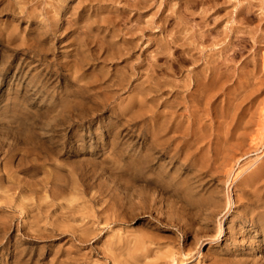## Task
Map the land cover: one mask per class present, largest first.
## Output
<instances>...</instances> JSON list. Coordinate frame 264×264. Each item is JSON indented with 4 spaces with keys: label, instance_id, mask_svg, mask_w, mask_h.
<instances>
[{
    "label": "rangeland",
    "instance_id": "rangeland-1",
    "mask_svg": "<svg viewBox=\"0 0 264 264\" xmlns=\"http://www.w3.org/2000/svg\"><path fill=\"white\" fill-rule=\"evenodd\" d=\"M0 264H264V0H0Z\"/></svg>",
    "mask_w": 264,
    "mask_h": 264
},
{
    "label": "bare ground",
    "instance_id": "bare-ground-1",
    "mask_svg": "<svg viewBox=\"0 0 264 264\" xmlns=\"http://www.w3.org/2000/svg\"><path fill=\"white\" fill-rule=\"evenodd\" d=\"M246 170H247V169H246ZM255 175H256V173H255ZM252 177H253V176H252ZM254 177H255V176H254ZM254 177H253V178H254ZM253 180H254V179H253ZM249 181H250V180H249ZM251 181H252V180H251ZM146 183H148V182L146 181ZM124 212H125V211H124ZM167 215H168V214H167ZM168 216H169V215H168ZM140 244H141V243H140ZM147 255H148V254H147ZM165 256H166V255H165ZM171 261H172V260H171Z\"/></svg>",
    "mask_w": 264,
    "mask_h": 264
}]
</instances>
